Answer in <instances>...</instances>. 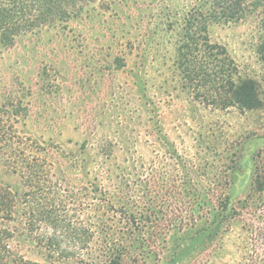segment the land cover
Masks as SVG:
<instances>
[{
    "label": "rangeland",
    "instance_id": "rangeland-1",
    "mask_svg": "<svg viewBox=\"0 0 264 264\" xmlns=\"http://www.w3.org/2000/svg\"><path fill=\"white\" fill-rule=\"evenodd\" d=\"M201 1H96L74 11L64 29L43 26L10 47L0 45V181L19 186V175L5 165L25 157L15 155L18 146L7 141L9 133L35 135L41 145L55 147L51 153L108 137L116 166L132 156L147 179L154 180L155 171L163 174L158 194L176 215L193 214L190 188L172 180L182 166L203 202L235 162L249 160V179L255 166L264 176V10L239 19H203L194 14L203 11ZM192 17L196 35L183 39ZM241 79L255 84L257 107L241 105L240 91L233 92L232 83ZM132 183L140 194V183ZM248 191L234 203L241 204ZM147 195L153 199L155 192ZM248 201L254 215L241 213L250 220L259 214L256 220L264 223L261 200ZM243 224L238 219L229 231L225 225L201 250L184 249L188 254L178 262L179 248L192 241V233L176 229L157 249L158 258L146 264H236L234 242ZM29 256L42 260L34 250Z\"/></svg>",
    "mask_w": 264,
    "mask_h": 264
},
{
    "label": "trees",
    "instance_id": "trees-1",
    "mask_svg": "<svg viewBox=\"0 0 264 264\" xmlns=\"http://www.w3.org/2000/svg\"><path fill=\"white\" fill-rule=\"evenodd\" d=\"M96 1L108 0H0V45L10 47L18 36L43 26L62 25L64 29L74 11ZM200 5L203 11L194 14L203 19H239L259 8L264 10V0H202ZM191 20L193 17L186 19L183 39L196 35ZM232 85L236 95L240 91L241 105H259L252 80L241 79ZM15 104L12 101L11 108L18 113ZM7 141L18 146L14 150L17 157H25L5 165L19 175V186L0 181V264H146L147 259L158 258L157 249L166 246L167 235L176 229L192 233V241L179 248L182 256H177L178 262L188 254L184 255V249L197 245L201 250L225 225L229 231L238 219L244 224L238 243L234 242L240 254L236 264H264V223L256 220L259 214L250 220L256 207L248 201L258 197L264 212V176L261 167L255 166V177L249 179L247 159L235 162L225 180L214 181L215 194L206 202L182 166L172 180L190 188L193 214L179 210L176 215L158 194L163 174L155 171L151 175L155 179H147L144 165L132 156L122 167L116 166L113 141L108 137L55 153H51L53 146L41 145L35 135L23 138L9 133ZM27 148L34 149H29L30 157L25 155ZM239 170H245V175ZM133 181L140 183V194ZM148 191L155 192L153 199ZM242 191H248L246 200L234 203ZM181 207L186 208L184 203ZM242 209L251 217H244ZM171 214L174 218L170 219ZM31 250L42 260L31 258Z\"/></svg>",
    "mask_w": 264,
    "mask_h": 264
}]
</instances>
